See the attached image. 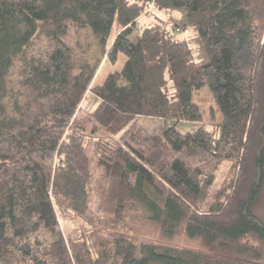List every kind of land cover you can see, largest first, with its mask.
Instances as JSON below:
<instances>
[{"label": "trees", "instance_id": "16d2710c", "mask_svg": "<svg viewBox=\"0 0 264 264\" xmlns=\"http://www.w3.org/2000/svg\"><path fill=\"white\" fill-rule=\"evenodd\" d=\"M263 185L264 0H0V264H264Z\"/></svg>", "mask_w": 264, "mask_h": 264}, {"label": "rangeland", "instance_id": "374dc122", "mask_svg": "<svg viewBox=\"0 0 264 264\" xmlns=\"http://www.w3.org/2000/svg\"><path fill=\"white\" fill-rule=\"evenodd\" d=\"M152 9L151 11H155L157 12V8L156 6H151L148 10ZM161 17L164 18L168 21L171 22L172 25H179L182 24L184 18H183V11H158L157 12V17ZM176 38L181 40H187L189 43V48L192 51L193 55L195 56V59L199 62L203 60V52L201 51V49L199 48V45L197 43L196 40H194V37L196 36V32L194 31V29L192 28H186V31H181L180 33H176L175 34ZM111 48L108 49L107 51V56L104 58V61L102 62V64L100 65L99 69L96 71V73L94 74V79L93 82L91 84V86H93V84H97V83H101L104 78H106L105 76L107 74H109L110 72H113L117 69H119L122 66V63L124 61V57L120 54H116L115 52L110 50ZM92 87H88V91L87 93L84 95L83 98V103L81 104V107H83L85 104H87L88 102H90L91 100L93 101V103H95V100L92 99L91 93H92ZM208 95L205 98L206 99V103L205 104H210V100L208 99ZM137 125H141L145 131L147 132H158L160 126H162V124L160 122H156V120H149V119H144V118H139L137 120V122L135 123ZM179 130H181L182 132L183 130V126L178 127ZM180 159L186 163V165H192L195 167H199L202 171H204L205 173H208L209 170L212 169V167L214 166L215 162L209 157L205 160H191L187 157V155L185 153L180 155ZM153 167L152 169H154L155 171L160 170L161 166L163 165V160L161 158V156L159 154H157L155 157H153V159L150 162ZM228 164H225L222 166L220 172H219V177L218 180L216 181L217 186L220 185L221 181L223 180V178L226 176L227 171H228ZM261 197L260 200L257 203L256 209H255V215L259 216L262 221L264 222V185L262 186L261 189ZM64 230V229H63ZM144 232V233H142ZM141 232V237L144 240L150 241L151 243H155L157 244L158 242H160L159 240V235L157 232L154 231L153 228L148 227L147 225L144 226V230ZM172 246L175 247H180V246H190V242L184 240L181 236L177 239H175L173 242H169Z\"/></svg>", "mask_w": 264, "mask_h": 264}]
</instances>
